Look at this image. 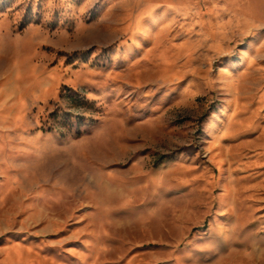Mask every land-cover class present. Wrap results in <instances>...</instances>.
I'll return each instance as SVG.
<instances>
[{"label": "rangeland", "instance_id": "374dc122", "mask_svg": "<svg viewBox=\"0 0 264 264\" xmlns=\"http://www.w3.org/2000/svg\"><path fill=\"white\" fill-rule=\"evenodd\" d=\"M0 264H264V0H0Z\"/></svg>", "mask_w": 264, "mask_h": 264}]
</instances>
